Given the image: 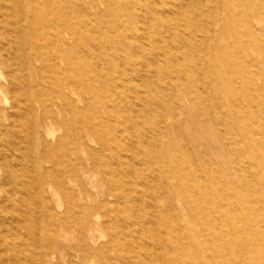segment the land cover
I'll list each match as a JSON object with an SVG mask.
<instances>
[{
  "label": "rangeland",
  "instance_id": "obj_1",
  "mask_svg": "<svg viewBox=\"0 0 264 264\" xmlns=\"http://www.w3.org/2000/svg\"><path fill=\"white\" fill-rule=\"evenodd\" d=\"M1 12L11 27L25 19L40 47L35 58L28 46L32 95L60 90L61 106L72 103L83 117L58 116L47 105L55 163L42 162L41 109L33 104L30 120L14 116L13 127L5 110L26 105L21 95H0L8 143L23 131L18 179L36 192L29 198L0 166V207L3 198L7 208L29 199L44 246L52 219L66 210L63 194L54 206L46 183L76 173V184L106 203V228L82 241L89 255L104 258L80 264H110L113 246L123 264H264V0H8ZM7 71L0 68V84ZM70 80L79 94L67 89ZM85 121L104 152L89 140L66 157L57 139L70 130L85 137ZM96 155L101 165L84 164ZM15 226L4 231L0 264H38L33 236L17 238Z\"/></svg>",
  "mask_w": 264,
  "mask_h": 264
},
{
  "label": "bare ground",
  "instance_id": "obj_2",
  "mask_svg": "<svg viewBox=\"0 0 264 264\" xmlns=\"http://www.w3.org/2000/svg\"><path fill=\"white\" fill-rule=\"evenodd\" d=\"M7 7H8V0H0V14L2 13L1 11L5 10ZM1 17H4V13L1 15ZM1 19L2 18H0V68H3V65H5L7 66L8 71L5 74L4 83L0 84V95H3L6 100H8L10 96L14 98H19V96L21 95L22 101L26 105L25 108H22L23 112H21L19 106L16 103H14L12 105V109L16 110V112L14 111L15 114H13V112L11 111L5 110L4 112L3 110L5 114V122L9 121L10 124L14 127L16 125V120L14 116L25 115L30 120L31 119L30 116L32 115L34 108L33 104L38 106V108H40L42 111V116H44V119H42L41 121V126H43L44 131L39 132L40 135L39 138L42 140L43 146L47 150V151L45 150L44 159L41 161L54 164L55 163L54 156L47 149L51 146L49 144L48 139L52 135H54L53 133L54 127L52 125V121L46 120V117L50 116V111L49 109H47V105L50 104L51 106L56 107L58 109V114H57L58 116H61L65 111H68L69 115H72V117L77 116L78 118H80L83 117L81 116L83 110L80 107L75 108V106L72 103L67 104V106L65 107H62L58 101V99L62 98V94L60 90H57L56 94L50 93V95L48 94L45 97H40L38 92L35 93V95H32V90L28 83V76L25 75L29 63L28 46L31 45L35 58H38L41 54L40 47L34 38V34L31 31L30 26L27 25V23L25 22V19H23L24 21L23 24L18 23L17 26L15 25V27H11V25L8 26L4 24L1 21ZM12 31H14V33L16 32L17 34L16 39L14 40L8 38V34ZM8 47L11 48L12 51H10ZM13 66H15L16 68L18 67L17 70L23 73L21 76L24 79V83L19 82L18 76ZM43 71L45 70L43 69ZM66 87L69 90V92L73 94L80 93L77 91V89L74 88V84L72 80H70L67 83ZM30 122L32 124V127L30 128V132L28 135V143L25 146L27 147L26 149L28 151H29L28 147H31L35 140V131H34L35 125L33 124L32 121ZM84 126L87 131L85 137L80 135L78 130L75 132H71L70 130V132L65 133V136L57 139L59 143L61 142L68 147L63 149L64 155L66 157L75 155L77 148H81L83 150L85 143L88 142L89 140L92 143L99 145L100 153L102 151L104 152L105 146L101 142L99 135L90 129V126L86 121ZM1 127L5 131L2 132L0 131V166L5 167L6 175H8L13 179L19 180L18 176L21 175L24 177L25 174L24 171L25 155H23L21 151L20 153L18 152L20 150V147L18 146L20 142L18 144V139H21V134H23V131L21 129L18 131L15 130L14 134L12 135V141L8 143L5 135L8 130V126L6 124L2 125L0 120V128ZM22 137L24 136L22 135ZM84 164L85 165L91 164L93 166L101 165L97 155L96 157H87ZM23 177L21 180L22 182L19 180L22 184V188L25 189V191H27L29 198H36V192L30 189L31 188L30 184L26 180H23ZM67 180L63 178H57L55 183H48V182L46 183L48 195L51 198V201H53L52 203L53 204L55 203L54 206L55 205L61 206L60 205L61 201L59 200L60 201L59 203L58 199L56 198V195L63 194L66 202V207H65L66 210L64 209L65 216H57L56 218L52 219L53 229L48 235L47 238L48 241L44 246L41 245V236H40L41 233H37L34 229L35 224L37 223V221L39 222L40 219L39 217L37 218L35 215L36 210L34 209L35 210L34 212L33 208L30 206L31 204L29 202L30 200L25 198L23 203L18 202L12 204L11 207L7 208L4 207V203H2L5 201L3 198L1 200L2 205L0 207L2 213L0 217V245L3 247L5 245L6 237L4 236V231L5 232L10 231L12 225L15 224L16 226H15L14 235L17 238H21L22 236L21 232H25L26 235L33 236L34 243L38 250L36 251V253H38L41 256V259L38 262V264H44L45 261H49L50 264H80L81 262L82 263L87 262V260L91 258H92V262L95 263L97 260L104 258V257L100 258L95 255H89V253L83 247L82 241L83 242L86 241L89 243V239L93 240L97 238L96 232L98 230H102L103 228L104 229L106 228V223H104V221H101V218L103 217V215L101 214V209L105 208L106 203L99 198L100 192L98 190L96 191L94 196L91 194V192L86 188L84 184L82 183L81 185L76 184V182L79 181L78 174L76 173L75 175L73 174V176L68 177ZM70 183H72L75 187H77V190L71 191L67 186ZM115 203L116 201L115 202L113 201L110 204H115ZM92 216L94 217V219H92ZM70 233H72L73 235L72 234L68 235ZM112 250L113 252H115L114 256L106 257L109 263L114 264L113 262L117 260L118 262L123 264L124 259H123L122 251L118 247H114V246L112 247ZM127 259L129 260V258ZM63 260L64 262H62Z\"/></svg>",
  "mask_w": 264,
  "mask_h": 264
}]
</instances>
